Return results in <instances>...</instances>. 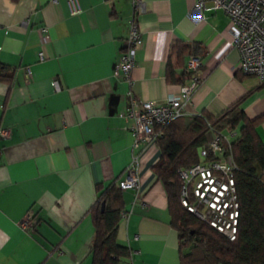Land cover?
Masks as SVG:
<instances>
[{
    "label": "crops",
    "instance_id": "1",
    "mask_svg": "<svg viewBox=\"0 0 264 264\" xmlns=\"http://www.w3.org/2000/svg\"><path fill=\"white\" fill-rule=\"evenodd\" d=\"M77 1L82 10L71 15L67 0H0V63L12 70L9 81L0 79V125L10 129L0 138V264H91L89 209L98 187H118L131 154L139 184L121 190L129 215L120 217L116 239L130 253L117 264H180L167 195L151 169L160 149L152 142L131 151L126 92L157 102L178 95L191 54L201 58V82L182 105L185 117L218 115L242 98L243 112L258 117L264 86L236 76L239 52L221 9L189 18L196 0H142L143 42L130 86L113 70L126 47L132 0ZM176 43L188 50L172 52ZM256 132L264 145V117ZM26 213L34 224L22 228Z\"/></svg>",
    "mask_w": 264,
    "mask_h": 264
},
{
    "label": "trees",
    "instance_id": "2",
    "mask_svg": "<svg viewBox=\"0 0 264 264\" xmlns=\"http://www.w3.org/2000/svg\"><path fill=\"white\" fill-rule=\"evenodd\" d=\"M187 50L188 47L180 43L172 46V52L178 55ZM167 68L171 75L169 63ZM11 74L10 67L0 63V79L9 81ZM236 76L245 77L239 72ZM168 79L178 81L172 76ZM262 86L264 80L257 88ZM242 99L218 115L204 112L179 116L162 127V134L155 140L160 157L151 169L167 195L170 224L179 239L180 264H264V145L256 132L264 114L249 118L240 108ZM226 128H236L239 132L230 148L235 165L232 175L237 203L233 238L188 209L187 206H191L201 213L204 207L191 186L187 188V205H183L182 180L178 174L179 169L199 162L198 150L206 145L210 133ZM122 209L121 189L114 183L98 187L96 201L89 209L94 224L91 264H117L129 256V249L119 245L116 239Z\"/></svg>",
    "mask_w": 264,
    "mask_h": 264
},
{
    "label": "built area",
    "instance_id": "3",
    "mask_svg": "<svg viewBox=\"0 0 264 264\" xmlns=\"http://www.w3.org/2000/svg\"><path fill=\"white\" fill-rule=\"evenodd\" d=\"M57 0H52L56 3ZM132 15L130 18L126 47L120 53L113 73L124 77L131 86V71L135 65V53L142 45V37L138 27L137 14L143 10L142 0H132ZM69 13L76 15L81 12L77 0H67ZM202 9H221L228 17L227 30L231 35V43L239 52V63L236 67L244 75L255 76L259 81L264 80V0H196L189 18L192 21L201 19L199 12ZM45 35L46 28L41 27ZM43 57V53H39ZM201 58L191 54L186 70L189 75L188 83L181 84L178 95H170L163 102L154 100H140L134 96L131 88L126 92L127 106L124 112L126 129L133 137L131 151L142 145L155 142L162 134L161 128L175 118L182 116V105L201 82L199 74ZM31 71L26 67L24 77L29 79ZM55 90L60 86L57 81L52 82ZM236 128H226L221 132H213V136L206 145L198 150L199 162L181 168L178 174L182 180L181 201L187 205V188H193L194 195L203 203L201 213L187 206L201 218L220 231H224L231 238L234 237L237 217V203L234 194L232 171L235 165L230 148L231 138L237 134ZM10 129L0 125V138L7 139ZM234 138V139H235ZM136 154H131L130 161L125 169L124 176L117 183L119 189L137 188L139 184L136 175ZM128 211L122 210L120 217L127 218ZM22 228L32 227L34 221L31 213H26L19 222Z\"/></svg>",
    "mask_w": 264,
    "mask_h": 264
},
{
    "label": "water",
    "instance_id": "4",
    "mask_svg": "<svg viewBox=\"0 0 264 264\" xmlns=\"http://www.w3.org/2000/svg\"><path fill=\"white\" fill-rule=\"evenodd\" d=\"M103 207H104V202L101 203V209H103Z\"/></svg>",
    "mask_w": 264,
    "mask_h": 264
},
{
    "label": "rangeland",
    "instance_id": "5",
    "mask_svg": "<svg viewBox=\"0 0 264 264\" xmlns=\"http://www.w3.org/2000/svg\"><path fill=\"white\" fill-rule=\"evenodd\" d=\"M211 134V133H210Z\"/></svg>",
    "mask_w": 264,
    "mask_h": 264
}]
</instances>
